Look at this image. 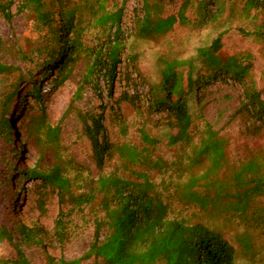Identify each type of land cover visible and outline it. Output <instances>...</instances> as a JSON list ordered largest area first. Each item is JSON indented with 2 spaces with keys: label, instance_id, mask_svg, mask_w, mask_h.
<instances>
[{
  "label": "rangeland",
  "instance_id": "rangeland-1",
  "mask_svg": "<svg viewBox=\"0 0 264 264\" xmlns=\"http://www.w3.org/2000/svg\"><path fill=\"white\" fill-rule=\"evenodd\" d=\"M116 1L121 4V0ZM247 1L150 0L155 17L173 16L175 21L165 35L145 38L135 36V22L144 12L143 0H126L120 24L124 34L122 63L118 66L119 79L112 95L107 94L105 83L99 78L102 99L85 85L80 97L71 103L86 72V60L81 57L70 68L65 81L52 89L57 67L53 68L54 65L43 74L45 52L38 57L35 47L45 37L34 27L33 13L20 8L19 0H3L12 18L5 20L0 11V62L11 70L0 75V119L5 111L10 112L3 117V123L9 118L12 127L9 140H2L6 130L0 131V160L8 159L9 165L0 161V179L12 175L14 181L9 193L0 186V225L8 234L0 239V258L13 259L17 245L29 264H61V260L81 257L88 249L94 220L102 217V211L91 205L74 210L69 219L68 239L63 247H58L51 236L59 210L65 209L58 188L39 178L25 180L21 175L31 168L46 174L57 169L68 178L72 192L88 187L89 179L96 172L77 112L96 110L102 104L106 107L104 123L111 142L140 149L145 146L141 129L155 140L148 147L149 157L159 160L162 168L150 172L149 178L156 191L167 199L173 215L183 218L187 224L199 223L220 232L233 246L234 264H264V123L260 128L257 118L251 119L245 111L238 112L246 88L254 89L264 103L262 15ZM80 4H76L78 10L74 15L80 41L88 48L103 46L107 36L94 24L88 9ZM70 7L73 8L72 1L64 11ZM59 10L58 6L54 7V12ZM217 39L223 54L237 55L250 69L240 83L231 77L225 82L205 83L196 91L199 102L189 97L187 108L194 114L190 127L194 138L191 145L185 146L181 140L173 141L176 129L162 123L163 114L147 112V91L158 84L161 70L168 63L184 74L177 94L179 98L185 97L187 75L196 79L206 71L208 60L199 56L200 50L210 47ZM129 57L133 63L128 61ZM30 73L36 83L26 81L15 89L18 80L27 79ZM37 87L44 94L40 103L29 93ZM125 91L138 97L141 114L129 102L119 100ZM10 96L12 101L8 103ZM118 109L124 119L122 123L113 119V111ZM40 110L43 112L39 115L56 135L53 139L36 133V137L37 134L41 137L40 144H45L43 149L34 136H28L27 129L30 116ZM209 131L214 133L220 153L196 151L201 138L210 135ZM2 142L11 153H6ZM142 170L145 169L124 162L115 152L104 172L136 180L137 172ZM191 178H196L197 184L191 186L188 183ZM189 190L194 197L189 195ZM9 212L15 213V221H11ZM17 221L28 227L36 226L40 242L23 240L15 231ZM0 264L5 263L0 261ZM79 264H92V261Z\"/></svg>",
  "mask_w": 264,
  "mask_h": 264
},
{
  "label": "trees",
  "instance_id": "trees-1",
  "mask_svg": "<svg viewBox=\"0 0 264 264\" xmlns=\"http://www.w3.org/2000/svg\"><path fill=\"white\" fill-rule=\"evenodd\" d=\"M71 1L73 8L70 7L64 11ZM125 1L121 0L119 5L116 0H19V7L29 9L33 13V25L36 31L45 37V41L35 47L38 57L45 55L42 62L43 74L54 65L56 66L53 68L57 67V77L52 81V89H56L65 81L70 68L81 57L86 60V72L79 82L71 103L75 97H80L85 85H89L98 98L102 99L99 78L105 83L107 94L112 95L116 81L119 79L118 66L122 63L124 34L120 24ZM247 3L262 15L260 37L264 42V2L248 0ZM76 4L88 9L94 24L107 36V42L103 46L88 48L80 41L74 24V15L78 10ZM7 6V3L0 0L2 17L10 21L12 15L7 11ZM55 6L60 8L59 12H54ZM143 7V15L135 22L137 29L135 36L151 38L165 35L174 24L175 18L173 16L165 19L155 17L151 12L150 0H143ZM1 45L0 38V47ZM221 48L217 39L210 47L200 50L199 56L208 60L205 64L206 71L205 74L198 75L196 79L187 75L185 97L179 98L177 94L178 84L182 81L184 74L177 72L173 64L165 63L158 84L148 89L147 112L163 114L162 123L176 129L173 141L181 140L185 146L191 145L194 137L190 127L194 123V114L189 112L187 104L189 97L195 103L199 102L197 89L211 80L225 82L228 77L240 83L248 74L250 65L241 63L240 59L235 57L237 55L226 56ZM128 61L133 63L134 60L129 57ZM10 70V66L0 62V75ZM204 80L207 81L204 82ZM26 81L36 83L33 74L30 73L27 79L20 78L14 88L17 89ZM29 93L38 103L44 95L40 87ZM243 95L238 112L242 114L245 111L251 119L257 118L261 128L264 123L263 101L254 89H244ZM11 98L12 96L7 99L8 103L12 101ZM119 100L129 102L136 112L141 114L139 99L134 94L125 91ZM18 105H22V102ZM105 110L106 107L100 104L96 110L77 112L81 134L88 141L91 162L96 172V176L89 179V185L83 191L72 192L69 189L68 178L63 177L57 169L46 174L38 171L37 168H31L21 175L25 180L39 178L58 188L60 201H63L65 207L59 210L51 229L52 240L58 247H63L68 239L69 219L74 210L91 205L97 206L103 213L102 217L94 220L92 241L84 254L73 260H61L60 263L79 264L82 261L91 260L92 264H234L233 246L220 232L199 223H185L183 218L173 215L167 199L164 200L163 196L156 191L149 173L153 170L160 171L162 165L159 160L149 157L148 148L149 145L155 144V140L149 138L141 129V138L145 142L142 148L128 144H114L110 140L104 123ZM42 112L43 110H40L38 114L31 115L27 125L28 136L36 138L34 139L40 149H43L45 144H40L41 137L38 134H44L47 138L55 139L56 137L54 130L46 124L43 116L39 115ZM113 112V119H118V122L122 123L124 119L120 109ZM9 114L10 112L5 111L0 119V131L6 130L2 140L10 139L11 121L6 118L3 123V117ZM209 132V136L199 141L196 148L198 153L209 150L220 153L221 148L214 138V133ZM36 133H38L37 137ZM3 142L1 144L6 148V153H11L10 149L7 151L8 147ZM115 152L124 162L133 167L145 169L137 172L136 180H130L115 172H104L106 164L113 158ZM0 161L3 164L6 162L9 166L8 159L3 158ZM196 180L191 178L188 183L192 186L197 184ZM13 181L14 176L7 175L0 179V186L7 188L9 193V186H12ZM188 193L194 197L191 190ZM7 214L10 215L11 221L16 220L14 212ZM36 229H38L36 226L28 227L21 222H16L15 231L29 243L40 242ZM7 235L6 230L0 225V239ZM0 261L5 264H29L17 245L13 259L0 258Z\"/></svg>",
  "mask_w": 264,
  "mask_h": 264
},
{
  "label": "built area",
  "instance_id": "built-area-1",
  "mask_svg": "<svg viewBox=\"0 0 264 264\" xmlns=\"http://www.w3.org/2000/svg\"><path fill=\"white\" fill-rule=\"evenodd\" d=\"M259 1H263L264 2V0H259Z\"/></svg>",
  "mask_w": 264,
  "mask_h": 264
}]
</instances>
